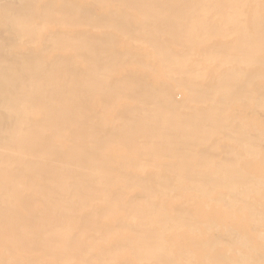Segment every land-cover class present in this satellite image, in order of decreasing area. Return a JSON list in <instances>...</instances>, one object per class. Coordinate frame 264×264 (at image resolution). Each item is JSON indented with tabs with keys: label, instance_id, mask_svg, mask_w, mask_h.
Listing matches in <instances>:
<instances>
[{
	"label": "bare ground",
	"instance_id": "bare-ground-1",
	"mask_svg": "<svg viewBox=\"0 0 264 264\" xmlns=\"http://www.w3.org/2000/svg\"><path fill=\"white\" fill-rule=\"evenodd\" d=\"M0 264H264V0H0Z\"/></svg>",
	"mask_w": 264,
	"mask_h": 264
}]
</instances>
